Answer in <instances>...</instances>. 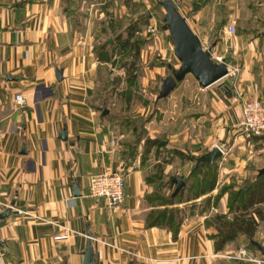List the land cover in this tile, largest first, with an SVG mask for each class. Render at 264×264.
Returning <instances> with one entry per match:
<instances>
[{
  "label": "crops",
  "instance_id": "crops-1",
  "mask_svg": "<svg viewBox=\"0 0 264 264\" xmlns=\"http://www.w3.org/2000/svg\"><path fill=\"white\" fill-rule=\"evenodd\" d=\"M119 1L0 0V264H84L90 236L95 264H258L225 256L243 247L244 238V247L264 259L245 236L216 250L211 235L217 228L206 223L216 207L210 213L191 215L184 210L176 237L169 224L151 226L148 220L158 207L152 203V192L159 181L183 179L185 171L189 174L197 166L190 164L186 154L198 158L216 145L224 148L222 157L212 163L217 167V186L246 183L264 168V146L250 149L236 135L242 134L238 128L242 102L264 99V20L257 16L244 20L245 31L239 39L244 45L234 50V56L226 55L223 45L215 46L213 59L221 56L230 68L233 57L242 58L240 85L232 87L231 77L226 76L202 87L195 78L170 97L157 96L146 108L150 114L146 138L136 144L129 117L117 114L100 96L102 69L119 67L98 59L90 33L91 25L108 17L112 30L117 29L115 24L124 16L118 12ZM156 1L125 0L142 10L129 16L120 32L126 36L124 30L130 24L146 19ZM175 1L202 43L209 37L205 26L217 18L216 3L234 5L233 0H215L212 5ZM252 1L264 4V0ZM235 18L230 10V24ZM164 33L154 39L155 44H141L138 55L147 82L160 90L168 70L181 66L173 38ZM19 92L29 101L26 109L15 103ZM104 106L109 113H103ZM186 117L193 131L189 146L188 123L181 125ZM234 135L235 141L228 145ZM148 138L160 140L161 145L146 144ZM178 166L184 169L181 177ZM106 170H120L124 175L126 198L121 210L91 194L90 177ZM217 191L193 201L199 207ZM255 239L264 245V222Z\"/></svg>",
  "mask_w": 264,
  "mask_h": 264
},
{
  "label": "rangeland",
  "instance_id": "rangeland-1",
  "mask_svg": "<svg viewBox=\"0 0 264 264\" xmlns=\"http://www.w3.org/2000/svg\"><path fill=\"white\" fill-rule=\"evenodd\" d=\"M164 0H157L154 2L153 9L151 10L152 13H148V21L147 25L145 26L144 30H139L137 33V36L139 40L141 41L142 46L147 45L145 47H148L152 42L155 44L156 42L154 39L158 37L161 33L165 34L164 32L167 33V36H171L169 27L167 23L163 20L164 16H166V7L163 4ZM175 5L176 1L171 0ZM248 1V2H247ZM198 4L200 5L205 3H211V5L215 2V0H199L197 1ZM120 6L118 7V12L120 14L123 13V17L119 19L118 24H115V27L117 28L116 30H112V24L111 18L108 17L105 20H97L96 23L91 29V35L94 38V44L95 45H100L102 43H115L116 42V36L121 33L120 31L123 30L127 24H128V17L133 16L140 10H142V6H131V3L123 1H119ZM196 3V2H195ZM234 5L232 7L228 8L227 5L224 4H219L216 3V10H217V18L215 22L212 25H207L205 26L204 31L209 33V37L204 40V47L209 48V46L214 43L215 46L217 47L218 45H223L225 48L226 55L231 54L230 57L234 56L233 52L236 49H240L242 45H244V42H242L240 39V36L244 34V20L246 18L254 17L257 16L256 18L264 20V4L263 6H257L256 4H253V1L249 3V0H233ZM229 6H231V2H227ZM177 6V5H176ZM204 7V6H203ZM233 11L236 18L234 19V22L232 24L235 25L236 31L233 34H229L227 32V28L231 25L230 20H229V12ZM148 12V11H147ZM127 13H130V15H127ZM228 15V19L226 23H224V19ZM151 18V19H150ZM153 24L156 28L154 33H148L146 31L147 27ZM144 26V24L141 25V28ZM261 27H263L261 25ZM258 28V27H257ZM256 28V29H257ZM259 29V28H258ZM125 31V30H124ZM173 38V37H172ZM173 40V39H172ZM215 47V48H216ZM158 52V51H157ZM141 56V55H140ZM140 56H134L132 53L129 54L128 58L129 60H134L136 62V68L133 70L136 74V81L133 86H130V82L128 81V73L125 71V69H122L119 73V68L113 69L111 67H104L102 72L100 73L99 81H100V88L102 89V92L100 93V96L102 98H105L106 101H108V104L111 105V107L114 109V111L117 114H120L122 117L125 118L129 117V122L131 123V127L133 129V133L135 134V138L138 139L139 142L137 144H140L144 138H146L147 135V130L145 129V122L146 118L150 117V114L146 112V108L150 103L155 102L157 99V96L160 94L161 90L160 88L153 89L149 83L147 82V74L145 72V69L142 68V59ZM221 57V56H218ZM236 58V59H235ZM136 59V60H135ZM235 61L231 63L232 67L230 69L235 70V74H228L227 76L231 77V86L235 87L234 84L240 85V80H239V72L242 71V58L240 56L233 57ZM120 60V59H119ZM180 62V61H179ZM217 62H220L217 60ZM233 64H237V68L233 67ZM179 68V67H178ZM177 68V69H178ZM148 70V69H147ZM126 72V73H125ZM173 70L170 69L168 70L167 74L163 77L165 78L166 76L172 74ZM117 78L118 83H117ZM189 79V80H188ZM188 80V81H187ZM190 81H195V77L192 74H188L183 81H181L177 87L175 88L174 91L168 95L169 97L173 94V92H178L181 84L184 82H190ZM161 82V81H160ZM113 86H115L114 90ZM131 91V94H130ZM116 92V93H115ZM113 93V94H111ZM115 93V94H114ZM167 96V97H168ZM110 101V102H109ZM114 103V105H112ZM188 105V104H187ZM183 106V105H182ZM157 113H160V110H157ZM180 114V110H178V115ZM159 116V115H158ZM184 116V113H183ZM185 119H188L183 124H187L189 126L188 132H189V139L186 143L187 146H189L192 140V123L189 117H186ZM170 121H174L170 119ZM172 124V123H171ZM174 130H176L175 125H173ZM237 136L243 137L241 141H239L240 144L245 143L247 147H250V149L257 150L259 147L264 146V139H256L253 136L247 137L244 134H236ZM236 135L233 136L231 142H228V145L232 144V141H235L234 139L237 137ZM243 135V136H242ZM205 139V138H204ZM202 140L204 142L205 140ZM146 144H148L146 142ZM225 147V146H224ZM227 147V146H226ZM238 147V146H237ZM194 157L192 153L186 154V159L189 160L191 159L192 161L190 164H196V161L192 158ZM183 163V162H182ZM185 163V162H184ZM183 163V164H184ZM181 168L182 171H180V175L178 177H181V174L184 172V169L181 166H178ZM258 175V172L255 174H251L249 177L250 179H254ZM185 178H189V184L188 188L190 186H193V182L197 180V178L192 179L190 178V173L185 171V174H183ZM211 175L209 178L207 177V181L210 180ZM202 179L205 178V175L202 174ZM225 183L218 185L216 184V188L218 189L215 197L211 199V204L209 207H206V201L203 199L201 201V205L198 207L197 202L191 201L189 202L183 210H185L186 215H191V213H203L205 211L209 210V213L212 211L211 208L216 207L217 211L210 217L206 219L207 224H211L214 226L219 225V221L217 218H233L235 216V213L230 211V197L236 193V191L231 188L228 189L225 193H222L221 196L219 195L220 192L223 191L224 188L229 187L231 185H234L236 187L244 185V182L242 183ZM158 187L152 192V203L154 206H158L157 208L152 209L150 212V216H154L157 214V212L160 210L159 205L164 204L168 199L171 197V194H173L177 183L175 182H162L161 180L158 183ZM185 189V188H183ZM190 194L189 191L185 190V195L183 198H186ZM179 195V194H178ZM225 195V196H224ZM216 196H219V198H216ZM225 198V201H222L221 198ZM227 198V200H226ZM213 200V201H212ZM186 203V202H185ZM180 208V206H179ZM204 209L205 211L201 212V210ZM157 210V212H156ZM183 215V212H182ZM243 244L242 246L244 247V238L240 242ZM241 248V247H240ZM239 248V249H240ZM237 248H234V251H236ZM238 250V249H237ZM231 251L230 253H232ZM227 259V258H226ZM229 259V258H228ZM233 260V259H230Z\"/></svg>",
  "mask_w": 264,
  "mask_h": 264
},
{
  "label": "trees",
  "instance_id": "trees-1",
  "mask_svg": "<svg viewBox=\"0 0 264 264\" xmlns=\"http://www.w3.org/2000/svg\"><path fill=\"white\" fill-rule=\"evenodd\" d=\"M148 17L146 19H139L130 24L125 29L127 35L125 36L123 32L119 33L116 36L115 43H102L99 46L96 45V51L100 61L126 69L130 86H133L136 81V74L133 71L136 68V62L134 60H129L128 56L130 53L134 56L140 54L141 41L139 38L134 37H136V33L141 30L142 24L147 25V21L149 20ZM227 19L228 15L223 22L226 23ZM116 55H119V58H116ZM118 79L119 78L116 80L117 83L119 82ZM180 82H178V84ZM253 137L256 139H264V136ZM135 142L137 144V142H139L138 139H136ZM146 142L151 145H161V141L158 139L148 138ZM194 160L197 161V157H194ZM202 174L205 175L204 179L201 178ZM210 175V180L207 181V177L209 178ZM190 178H197V180L193 182V186L183 189L179 195L175 197H172L171 194L168 201L161 204L163 207L159 208L160 210L158 212L156 210L157 214L148 220L149 225L169 224L176 237L186 216L185 214L181 215L182 212L184 213V210L183 208H179V205L211 193L216 188L217 167L210 162H201L198 166L194 165L190 173ZM176 179L177 177L175 176L170 181L176 183ZM183 179L189 184V178L183 177ZM231 188H233L236 193L230 197L229 208L230 211L235 213V216L233 218H217L219 221V225L216 226L217 232L211 235L212 238L215 239L216 250H224L230 242L242 236L246 237L251 248H257L255 243L256 231L261 222H264V209L261 207L264 203V174L260 176L257 175L254 179H248L242 186L236 187L231 185L226 187L219 195L221 196L222 193H225ZM185 190L189 191L190 194L186 198H183ZM216 198H219V196H216ZM211 199L212 195L205 198L206 207L210 206ZM203 211L205 210L202 209L201 212ZM191 214H193V212Z\"/></svg>",
  "mask_w": 264,
  "mask_h": 264
},
{
  "label": "water",
  "instance_id": "water-1",
  "mask_svg": "<svg viewBox=\"0 0 264 264\" xmlns=\"http://www.w3.org/2000/svg\"><path fill=\"white\" fill-rule=\"evenodd\" d=\"M163 4L167 11L163 20L167 23L173 37L175 55L180 60L181 66L178 69H173L172 74L163 79L158 99L170 95L178 82L182 81L188 74H192L202 87H209L226 77L230 72L228 64L224 60L217 62L213 59L215 44L212 43L209 48H205L200 37L191 28L178 7L171 0H164ZM103 113H109V109L106 106L103 107ZM222 154V150L218 146H214L207 153L197 158L196 165L198 166L201 162L214 163L218 158L222 157ZM263 174L264 168L259 170V176ZM176 183L177 186L172 197L178 195L182 188L188 185L182 178H177ZM255 243L264 254V245L259 242ZM84 264H95V251L91 236L85 251Z\"/></svg>",
  "mask_w": 264,
  "mask_h": 264
},
{
  "label": "built area",
  "instance_id": "built-area-1",
  "mask_svg": "<svg viewBox=\"0 0 264 264\" xmlns=\"http://www.w3.org/2000/svg\"><path fill=\"white\" fill-rule=\"evenodd\" d=\"M155 30L156 28L153 24H150L146 29L148 33H154ZM235 31L236 27L234 24H231L227 28L229 34H233ZM217 58L218 61H223L222 57ZM229 73L235 74V70L230 69ZM234 86L236 87V84ZM237 97L238 95L234 99H237ZM14 100L16 105L22 109H26L29 105L27 97L22 92L16 93ZM238 128L247 137L264 136V99L249 98L242 102V118L238 124ZM216 146L222 150L223 154L225 153L223 147ZM90 190L93 196L105 198L109 206L114 210H121L123 208L126 196L124 190V175L120 170H106L92 175L90 177ZM225 256L232 259L264 264V259L257 258L246 247H241L235 252L225 254Z\"/></svg>",
  "mask_w": 264,
  "mask_h": 264
}]
</instances>
